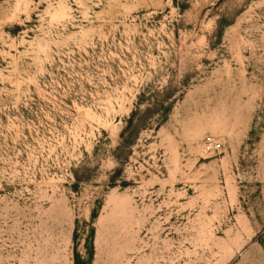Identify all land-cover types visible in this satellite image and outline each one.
Returning <instances> with one entry per match:
<instances>
[{
  "label": "rangeland",
  "instance_id": "1",
  "mask_svg": "<svg viewBox=\"0 0 264 264\" xmlns=\"http://www.w3.org/2000/svg\"><path fill=\"white\" fill-rule=\"evenodd\" d=\"M0 264H264V0H0Z\"/></svg>",
  "mask_w": 264,
  "mask_h": 264
},
{
  "label": "built area",
  "instance_id": "2",
  "mask_svg": "<svg viewBox=\"0 0 264 264\" xmlns=\"http://www.w3.org/2000/svg\"><path fill=\"white\" fill-rule=\"evenodd\" d=\"M204 151L208 154H218L223 149L221 140L214 136H207L202 142Z\"/></svg>",
  "mask_w": 264,
  "mask_h": 264
}]
</instances>
